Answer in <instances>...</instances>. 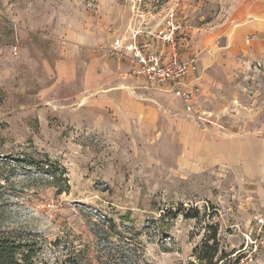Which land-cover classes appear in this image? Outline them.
I'll use <instances>...</instances> for the list:
<instances>
[{
    "label": "rangeland",
    "instance_id": "obj_1",
    "mask_svg": "<svg viewBox=\"0 0 264 264\" xmlns=\"http://www.w3.org/2000/svg\"><path fill=\"white\" fill-rule=\"evenodd\" d=\"M232 2L0 0V230L30 235L37 264H197L193 251L212 225L226 253L219 264H264V201L206 151L207 141L264 121L254 113L264 70L246 71L230 93L242 113L237 101L222 111L220 72L214 103L201 94L189 112L125 59L118 71L135 79L145 122L121 128L106 95L117 78L104 47L145 30L167 57L173 38L181 56L190 33L178 31L218 22ZM181 206L199 217L158 221Z\"/></svg>",
    "mask_w": 264,
    "mask_h": 264
},
{
    "label": "crops",
    "instance_id": "obj_2",
    "mask_svg": "<svg viewBox=\"0 0 264 264\" xmlns=\"http://www.w3.org/2000/svg\"><path fill=\"white\" fill-rule=\"evenodd\" d=\"M183 30L178 31V35L182 32L190 35L185 39L180 57L197 58V69L184 79L186 85L195 90L194 104L201 94L205 95L209 105L214 103L220 84L216 73L220 72L222 111L229 113L235 109V101H237L236 111L244 112V109L240 108L242 105L236 100L238 98H234L230 93L235 85L240 87V83L247 76L246 71L264 70V0H233L218 22H207L202 27L186 25ZM139 31L141 32L138 40L141 43L149 44L154 50L166 56L170 54L167 53L164 42L150 37L149 34L154 35L152 32L145 34V30ZM130 37L128 34V37L122 38L130 40ZM179 44L181 45V42ZM110 61L112 67H115L113 71L117 80L116 85L110 88L112 90L106 95L116 98L115 101L110 98V103L117 107L116 113L120 117V121L116 124H123L121 128L124 129H133L135 123H143L147 118L145 102H139L134 98L131 89H134L135 79L132 75L118 71L121 60L112 58ZM230 84L233 85L229 88ZM162 86L178 97L170 86ZM138 93L147 95V92L138 91ZM254 113H264V95L259 96V103L255 101ZM235 124L232 123V126H237ZM229 127L228 129L233 128ZM247 127L243 128L247 129ZM206 151L211 152L209 156L214 158L213 164H223L228 169L231 167L240 171V175L252 184L249 186L255 194L264 201V121L259 123L255 121L253 132L238 134L228 131L207 141ZM209 156L207 154L208 160Z\"/></svg>",
    "mask_w": 264,
    "mask_h": 264
},
{
    "label": "built area",
    "instance_id": "obj_3",
    "mask_svg": "<svg viewBox=\"0 0 264 264\" xmlns=\"http://www.w3.org/2000/svg\"><path fill=\"white\" fill-rule=\"evenodd\" d=\"M179 28H181L180 24L172 25L170 36L174 35ZM140 32H134L130 40L115 39L104 48L111 56L129 61L133 68L132 72L149 84L170 86L183 100L186 110L193 112L195 90L188 87L184 79L197 69V58L193 56L190 59H182L172 37L173 52L170 57H167L164 53L154 50L149 44L141 43L138 40Z\"/></svg>",
    "mask_w": 264,
    "mask_h": 264
},
{
    "label": "trees",
    "instance_id": "obj_4",
    "mask_svg": "<svg viewBox=\"0 0 264 264\" xmlns=\"http://www.w3.org/2000/svg\"><path fill=\"white\" fill-rule=\"evenodd\" d=\"M187 219L199 217L198 208L163 209L160 212L158 221L170 224L179 215ZM167 219V221H164ZM114 224V223H113ZM40 249L32 240L30 235H23L14 232L0 230V264H37ZM197 264H219L224 262L226 253L220 245L218 229L215 226L209 227V233L202 240L201 244L193 251ZM63 264H86L76 258H68Z\"/></svg>",
    "mask_w": 264,
    "mask_h": 264
}]
</instances>
